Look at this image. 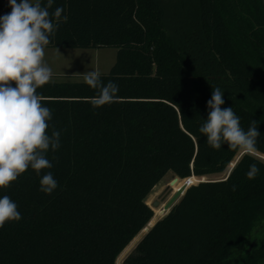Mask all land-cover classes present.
<instances>
[{
  "label": "trees",
  "instance_id": "obj_1",
  "mask_svg": "<svg viewBox=\"0 0 264 264\" xmlns=\"http://www.w3.org/2000/svg\"><path fill=\"white\" fill-rule=\"evenodd\" d=\"M191 1L177 37L162 0H54L49 11L62 7L68 19L47 46L117 48L100 74L118 99L93 108L97 90L83 81L37 89L61 146L46 153L52 168L0 189L22 217L0 228V264H116L154 216L146 198L168 172L220 173L239 153L211 148L198 131L213 87L245 131L257 121L264 155V0ZM10 11L0 0V16ZM48 172L51 195L39 190ZM122 264H264V162L242 154L225 178L189 185Z\"/></svg>",
  "mask_w": 264,
  "mask_h": 264
},
{
  "label": "clouds",
  "instance_id": "obj_2",
  "mask_svg": "<svg viewBox=\"0 0 264 264\" xmlns=\"http://www.w3.org/2000/svg\"><path fill=\"white\" fill-rule=\"evenodd\" d=\"M10 13L0 16V189L8 188L29 168L40 175L42 169L53 165L46 158L51 149L60 148V132L48 134L52 111L44 106L45 98L37 89L51 82L52 68L45 60V48L50 43L60 22H66L62 7L50 12L54 0H8ZM58 51V49H57ZM83 82L97 90L89 97L93 108L111 104L118 99L119 86L109 81L102 83L101 74L91 70L83 74ZM224 92L213 87L207 101V119L198 131L207 138L208 145L220 150L227 144L232 150L248 154L264 162L256 145L261 135L257 121L245 131L232 107L222 108ZM256 164L249 166L246 176L255 179ZM39 190L51 195L58 183L48 172L40 179ZM22 219L17 204L5 195L0 198V228L6 222Z\"/></svg>",
  "mask_w": 264,
  "mask_h": 264
},
{
  "label": "rangeland",
  "instance_id": "obj_3",
  "mask_svg": "<svg viewBox=\"0 0 264 264\" xmlns=\"http://www.w3.org/2000/svg\"><path fill=\"white\" fill-rule=\"evenodd\" d=\"M162 3L167 19L174 29V33L177 34V37L183 36V34L186 35L191 22L188 9H190L193 2L191 0H162ZM116 58L117 48L111 46L96 48L47 46L45 48V60L53 71L51 81H83V74L91 70L98 71L99 73H106L115 63ZM241 155L242 154L239 152L234 161L229 164L225 171L196 177V180L193 183H197L200 180H218L225 178ZM181 179L185 178H179L177 176L174 178L173 174L168 172L153 187L148 194L146 201L152 207L154 214L158 212L174 192V189L171 186L176 185ZM156 201L159 203L154 205V202ZM166 213H164V215ZM138 235L122 251L119 255L120 258H117L119 262H116V264L123 263L125 257L137 244Z\"/></svg>",
  "mask_w": 264,
  "mask_h": 264
},
{
  "label": "water",
  "instance_id": "obj_4",
  "mask_svg": "<svg viewBox=\"0 0 264 264\" xmlns=\"http://www.w3.org/2000/svg\"><path fill=\"white\" fill-rule=\"evenodd\" d=\"M175 178V177H174ZM200 181H205V180H200ZM189 185L187 184H183L180 188H178V190L174 191L172 193V195L168 198V200L163 204L161 212L158 213L155 216V219L153 220V222H151V220L149 221V223L143 228V230L139 233L137 240L139 241L141 239V237L148 231L149 228H151L155 222L161 218V216L164 215V213H166L167 211H169L171 209V207L178 201V199L182 196V194L185 192V190L187 189ZM159 202L156 201L154 202V205L158 204Z\"/></svg>",
  "mask_w": 264,
  "mask_h": 264
},
{
  "label": "bare ground",
  "instance_id": "obj_5",
  "mask_svg": "<svg viewBox=\"0 0 264 264\" xmlns=\"http://www.w3.org/2000/svg\"><path fill=\"white\" fill-rule=\"evenodd\" d=\"M233 164V163H232ZM196 177L197 176H190L189 177V181H188V183H193L195 180H196ZM178 182V181H177ZM187 183V180L186 179H181L176 185H172L171 187L174 189V191H176V190H178V188H180L183 184H188ZM159 208V207H158ZM161 209H162V207L158 210V212L156 213V214H154V216L152 217V219H151V222H153V220L155 219V216L158 214V213H160L161 212ZM119 258H120V256H119ZM119 261L117 260V263H118Z\"/></svg>",
  "mask_w": 264,
  "mask_h": 264
},
{
  "label": "built area",
  "instance_id": "obj_6",
  "mask_svg": "<svg viewBox=\"0 0 264 264\" xmlns=\"http://www.w3.org/2000/svg\"><path fill=\"white\" fill-rule=\"evenodd\" d=\"M185 179L187 180V183H188V181L190 180L189 177H187V178H185ZM191 184H193V183H188L187 185H191Z\"/></svg>",
  "mask_w": 264,
  "mask_h": 264
}]
</instances>
